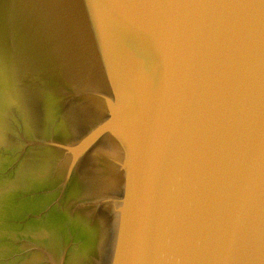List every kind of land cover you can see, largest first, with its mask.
<instances>
[{
    "label": "water",
    "instance_id": "1",
    "mask_svg": "<svg viewBox=\"0 0 264 264\" xmlns=\"http://www.w3.org/2000/svg\"><path fill=\"white\" fill-rule=\"evenodd\" d=\"M0 264H264V0H0Z\"/></svg>",
    "mask_w": 264,
    "mask_h": 264
}]
</instances>
